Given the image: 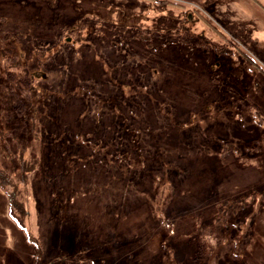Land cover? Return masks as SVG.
Returning a JSON list of instances; mask_svg holds the SVG:
<instances>
[{
	"label": "rangeland",
	"instance_id": "1",
	"mask_svg": "<svg viewBox=\"0 0 264 264\" xmlns=\"http://www.w3.org/2000/svg\"><path fill=\"white\" fill-rule=\"evenodd\" d=\"M157 5L0 0L2 63L17 52L37 75L56 81L71 73L78 87L94 82L97 92L123 91V105L139 91L137 100L153 114L137 122L156 127L144 155L165 159L148 169L137 160L135 176L119 154L106 161L74 134L90 123L74 102L62 112L71 137L47 145L39 132L22 141V156L10 152L0 118V174L31 180L37 147L44 169L32 180L28 213L12 212L0 185V264H264L262 49L206 7ZM168 33L181 39L169 42ZM194 37L207 45L191 46ZM132 70L136 84L125 86L134 85ZM108 77L116 88L106 87ZM67 142L73 152L60 150ZM226 146L235 153H224ZM224 202L231 208L216 219Z\"/></svg>",
	"mask_w": 264,
	"mask_h": 264
},
{
	"label": "trees",
	"instance_id": "2",
	"mask_svg": "<svg viewBox=\"0 0 264 264\" xmlns=\"http://www.w3.org/2000/svg\"><path fill=\"white\" fill-rule=\"evenodd\" d=\"M14 33L16 32L14 31ZM153 35L157 44L164 45L166 40L164 41L160 38L162 36L158 32L155 31ZM167 36L170 40L169 42H177L175 38L177 40L181 39L179 35L174 36L171 33H168ZM2 38L9 39L8 36ZM150 44L154 45L153 43H148L149 47L151 46ZM190 44L193 47H205L207 45L196 37L191 39ZM127 51L130 53L131 49ZM3 57V63L1 61L2 57L0 58V118L4 121L5 142H9L11 149L8 144H6V147H9L12 154H16L17 151V154L22 156L24 146H22V141L35 140L38 138L37 134L39 132L44 131V140L48 142L47 145H49L52 139L54 142H57L59 138L65 140L64 136L71 137L62 124V112L68 103L73 104L74 102L81 105V110L78 112L79 119L87 120L86 118H88L90 120L89 124L87 121L77 126L74 134L81 135V142L87 145L88 148H97L99 156H107L105 157L106 161L109 162L111 160L114 162L113 152L117 156L119 154V162H122L124 158L127 162L126 168H129L125 170L129 174L131 173L132 176H135L134 171H136L137 160L146 169L152 163L154 164V168H156V164L161 165V163L165 162V159L161 157L157 156L155 158L151 155L148 158L147 155H144L147 152L146 144L150 145L153 142H148V139L152 140L150 137L151 130H155L156 127L155 125H150L151 122L141 121L143 117L140 119L141 122H137L138 118L143 115V112L146 115L153 114V112L148 111L145 102L140 103L142 101L137 100L139 91L136 92L137 94L129 95V98L132 100L127 99L126 104L123 105V91L116 92L113 88L106 92H97L94 82L92 85H88L87 82L81 83L85 85L78 87L77 84L73 83L74 75L71 73H66L55 81L44 73L37 75L33 67L27 61H23L21 55L17 52ZM136 73L137 71L132 70L128 77L129 83L134 85L126 83L124 84L125 86H135L134 79L136 80L137 78ZM149 77H152L151 73ZM110 79V77L103 79L106 82V87H109L113 83L116 88V79ZM158 111L161 112V115L159 113L157 118L161 121L164 113L161 109H158ZM106 122L110 123L106 124ZM42 123L43 126L41 125ZM46 123L49 126L45 127ZM115 140L118 142L117 148L113 147ZM69 145L70 143L67 142L60 150L67 153L73 152L68 147ZM20 149L21 152H19ZM232 151L235 153L229 146L223 149L224 153H231ZM31 152L34 153L36 158L31 162V166L29 167L31 170L29 175L33 176L31 180L26 181L27 176L24 174H18L17 178H14L15 180L0 174V185L7 190L12 212L20 211L28 213L27 208L30 205L34 191L32 180H35L37 175L41 178L44 173V169L41 170L42 174L39 170L42 165L39 148L31 149ZM134 155H137L138 159ZM24 165L25 160L22 161V173L25 172ZM121 179L130 180L132 178L124 176ZM247 198L243 197L240 201L244 203L249 199ZM229 207V203L224 202L220 204L217 208L216 219L224 217ZM236 256L238 255L236 254Z\"/></svg>",
	"mask_w": 264,
	"mask_h": 264
},
{
	"label": "crops",
	"instance_id": "3",
	"mask_svg": "<svg viewBox=\"0 0 264 264\" xmlns=\"http://www.w3.org/2000/svg\"><path fill=\"white\" fill-rule=\"evenodd\" d=\"M133 1H139L145 6L157 2L160 7H206L228 31L241 32L249 43L259 45L264 60V0H177L179 3L174 4L157 0Z\"/></svg>",
	"mask_w": 264,
	"mask_h": 264
}]
</instances>
